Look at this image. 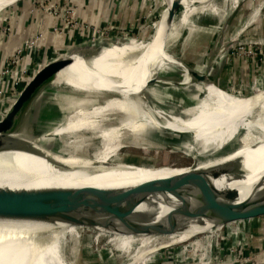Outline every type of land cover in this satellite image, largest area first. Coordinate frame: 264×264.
Masks as SVG:
<instances>
[{
  "label": "bare ground",
  "instance_id": "obj_1",
  "mask_svg": "<svg viewBox=\"0 0 264 264\" xmlns=\"http://www.w3.org/2000/svg\"><path fill=\"white\" fill-rule=\"evenodd\" d=\"M18 1L21 0H0V12ZM207 1L209 0H170L167 3L170 9L175 4H178V8L181 5L185 6L186 2L188 8H193ZM166 15L167 13H163L160 16L152 41L122 38L95 41L94 44L82 48L80 52H72L64 64L49 69L50 75L85 80L86 83L73 82L72 85L77 89L91 91L99 88L122 95L121 98L110 97L103 101L112 103L105 112L102 108L94 115L95 124L88 126V130L80 124L88 110L85 109L75 111L66 118L63 125H58L56 129L44 135L45 138H54L74 136L80 132L97 134L101 148L91 156L62 153L57 155L50 148L41 147L26 137L29 144L21 143L16 147L0 150L1 187L13 189L77 187L79 199L100 214L103 213L106 219L123 226L138 223L145 225L150 217L159 214L160 218L169 210L165 204L171 199L167 193L171 189L173 179L178 177L179 180L193 169L201 170L225 161L243 158L246 166L234 181L222 177L216 182L219 191L234 194L240 200L264 197V107L253 105L248 100L207 84L197 85L195 88H201L205 92L204 99L196 101L193 107H186V110L180 113L182 115H177L160 107L162 105L155 91L141 92L150 79L161 74L164 63L169 61L179 66L178 61L171 59L163 50ZM180 68L184 73L183 77H186V70ZM168 84L163 88L168 89ZM47 92L45 89L28 99H16L6 114V120L29 122L39 101ZM196 97L194 94L193 98L197 99ZM54 98L55 103L65 101L77 105L82 104V99H85L84 104L94 106L100 97L98 94L56 91ZM250 99L264 100V94ZM113 114L124 115L126 119L116 121L111 117ZM240 129L244 130V134L239 139V147H235L238 150L234 151L236 153H229L223 158L197 161L192 167L161 166L156 169L148 166L150 169H146L147 166L136 168L129 163L113 161L120 148L119 135L122 134V130L131 134L133 144L139 143V136L152 134L165 145L185 150L190 156L195 153L204 157L231 144ZM177 134H191L192 143L175 144ZM88 141V138H74L70 145L80 148ZM254 144L256 146L252 149ZM51 157L56 165L48 164L46 158ZM126 188L135 189L145 198L138 201L134 194L129 193L118 197L110 204L100 206L93 198V195L103 196V192ZM216 209L224 220L232 211L224 206H217ZM129 214H131L129 220L132 217L133 220H130V225H126L119 217ZM4 215L7 220L0 223V264H64L59 257L58 245L62 235H67L68 227L55 231L41 223ZM214 226L216 227L213 222L205 223L198 231L204 233ZM192 233H181L153 244L150 238L142 237L139 239V252L128 264H143L159 247L185 242ZM122 237L129 245L135 241L134 237Z\"/></svg>",
  "mask_w": 264,
  "mask_h": 264
},
{
  "label": "rangeland",
  "instance_id": "obj_2",
  "mask_svg": "<svg viewBox=\"0 0 264 264\" xmlns=\"http://www.w3.org/2000/svg\"><path fill=\"white\" fill-rule=\"evenodd\" d=\"M162 1L165 5L164 13H167V2H170V0ZM235 1L236 0H209L204 4L197 5L193 8H188L187 2L185 6L181 5L175 14V22L173 25L177 34L176 39L175 42L170 45V51L174 56L181 62H183L181 60L183 57L185 62H188L190 65L194 67L199 66L200 63H198V61L200 59L202 60V57L209 52L212 44L215 42L222 29H224L222 42L235 40V49L244 55L264 56V41L260 37V35L264 33V0ZM141 5V16L138 25L133 28L125 27L122 34L115 38L141 40L145 42L154 39L155 26L160 18V6H158V4L155 5L151 0H141ZM0 13H2V11ZM107 28L102 30L103 32L101 33V36L96 39L97 41L110 39ZM3 33H5V31H3ZM170 72L174 75L181 74L180 68L177 66H173ZM173 80L176 82L175 79H170L171 82H173ZM167 86L169 87L168 89H164L163 87L155 88L154 90H151V92H156L157 98L162 105L160 107L164 111L177 115L185 111L186 107H193L196 101L204 99V95H206L201 88L187 92L189 90H187L185 86H175L172 85V83H169ZM53 92L54 91L49 90L42 97L31 117V120L34 118L37 120L35 123V129L41 130L39 131V134L36 135L38 140L31 137L29 138L32 141L36 140L35 142L44 148H50L49 144L52 143L54 150L62 154L91 156L98 152L101 148V141L98 139L97 134L80 132L74 136L65 135L56 136L54 138H45L44 135L53 130L49 127L53 124L55 125V122L56 125H63L69 115H72L75 111L85 109L88 110L84 113L82 123L80 124L85 126V129L88 130V126L91 127L95 124L94 115L99 113L102 108H104L103 112H105L110 107L112 101H103L111 96L98 95L100 98L96 101L97 104L94 106L84 104V102H86L85 99H82V104L77 105L65 101H57L55 103L54 97L56 96V91L55 94H53ZM58 92L76 93L65 89L58 90ZM194 94L197 95V99L193 98ZM229 94L243 100H248L253 105L264 107V100L250 99L254 98L256 95L264 94V89L249 93L248 95H242L241 93ZM250 95L253 96L249 97ZM111 117L116 119V121L126 119L125 116L121 114H113ZM111 117L110 119H112ZM37 122L39 124H37ZM43 125L46 126V129H44L45 127ZM121 133L122 134L119 135V142L121 143L120 148L117 150V154L113 161L129 163L137 166H153L157 169V167L161 166L191 167L193 165L192 158L194 156H197L198 161H206L226 155L239 145V139L244 134V130L240 129L232 143L226 145L224 149L204 157L195 153L190 156L185 150L182 151L179 148H174L172 145H165L152 134H143L139 136V143L133 144V139L129 132L122 130ZM74 138H88L89 141L79 148L70 145V141ZM174 143L177 145H181V143L182 145L191 144L192 136L191 134H177ZM144 145H148V147H145ZM1 215L0 223H5L7 218L4 214H0V216ZM252 219L253 217L248 220ZM241 221L247 220H239L236 221V223L229 225L231 226L230 228H233L232 231L236 233V236H238L237 239H240L238 232L242 230ZM221 229L222 228L215 230L209 229L208 232L206 231V233L197 235L185 242L159 247L154 253L149 255L143 264H149L159 255H173L178 249L183 251V248L187 246H189L190 249L188 248L183 259L185 261L188 260L190 264H199L196 262V255L199 253L200 257H204V260L200 262V264H205L204 262H207L206 257L210 253L209 240L212 239L214 244L216 232ZM155 240L156 239H151V244L155 243ZM111 241L113 245L107 237H98L94 232L86 230L76 231L74 228L68 227L67 235H62L59 239V257L64 264H128L140 250V248H137V245H134L133 247L132 245H129L123 237H115L114 240ZM196 243L200 244V252L198 250L199 247L197 250H194L196 248ZM165 244H167V241ZM238 258L239 257L237 256L236 259Z\"/></svg>",
  "mask_w": 264,
  "mask_h": 264
},
{
  "label": "water",
  "instance_id": "obj_3",
  "mask_svg": "<svg viewBox=\"0 0 264 264\" xmlns=\"http://www.w3.org/2000/svg\"><path fill=\"white\" fill-rule=\"evenodd\" d=\"M151 2L160 6L159 17L163 15L165 11L163 1L151 0ZM177 10L178 4L173 5L171 9H167L163 50L171 59L178 61L179 66L186 70L187 76L183 77L184 73L182 72L180 75L172 74L170 72L171 68L177 65H173L168 61L164 63L161 74L158 77L150 79L141 92H149V90H154L155 88H162L168 83H172V85L175 86H185V88L189 90L187 92L193 91L197 85L211 84L215 86L214 82L208 76V71L216 63L217 59L228 52L236 43L235 40L222 42V35L224 32V29H222L207 54L206 66L203 71L199 72L187 66L177 59L170 51V45L175 42L177 35L175 28H173L175 22L174 14H176L175 12H177ZM94 43L95 41L91 42L89 45ZM85 46L78 47L64 55L56 57L46 65L40 67L31 76L17 83L7 94L0 103V150H7L21 143L29 144L26 137L38 140L36 135L41 131L35 129V123L37 121L35 118L29 122L23 123L6 120V114L16 99H28L30 96L45 89H47V91L65 89L80 94H98L121 98L122 95L117 92L99 88L91 91L82 90L72 85L73 82L86 83L84 82L85 80L75 77L61 78L49 74V69L51 67L64 64L67 61V57H69L72 52H80ZM179 66L177 67L180 68ZM170 79H175L176 82H171ZM252 96L253 95H250L249 97ZM37 124L39 123L37 122ZM43 126L45 127L44 129H46V126ZM57 126L58 124L56 125L55 122V125L53 124L47 127L56 129ZM255 146V144L252 145V149ZM49 147L51 150L55 151L52 143L49 144ZM234 151L237 152L238 150L234 149L229 153H233ZM56 153L60 155L59 152ZM229 153L219 158L226 157ZM46 160L50 165L57 164L52 157L46 158ZM192 160L193 164L197 162V156H194ZM129 165L139 168L137 165ZM245 166L246 163L243 158H236L205 169H193L179 180L178 177H176L173 179L171 189L168 191L169 193H167L171 196V199L165 204L169 210L160 218L159 214L152 216V218L150 217L145 225H140L138 223L137 225L123 226L106 219L103 213L100 214L95 208L89 207L85 201L79 199V188L77 187L13 189L0 186V214L11 215L26 221L41 223L53 228L51 230L55 231L67 227L74 228L76 231H91L96 233L98 237L109 238L110 243L115 237H134L135 241L132 243V247L137 245V248L140 246L139 239L142 237L156 239L155 241L158 243L181 233L193 232L188 237L191 239L202 234L198 231V228L205 223L213 222L216 227L214 226L211 230H215L236 223V221L239 220L246 219L249 221L248 219L252 217L256 219L264 216V197L245 198L240 200L239 197L234 194L220 192L216 185V182L222 177L234 181ZM146 169L150 168L147 166ZM135 192V189H115L113 191L103 192V196L93 195V198L97 201L96 204L98 206L110 204L118 197L129 193L134 194L135 199L138 201L145 198L140 192ZM217 206H224L232 209L226 220L221 218V214L216 209ZM130 215L131 214L119 217L121 219L120 221L126 225H130L133 220V217L130 219L131 221L129 220ZM216 221L218 223H216ZM115 249L117 250L116 247Z\"/></svg>",
  "mask_w": 264,
  "mask_h": 264
},
{
  "label": "crops",
  "instance_id": "obj_4",
  "mask_svg": "<svg viewBox=\"0 0 264 264\" xmlns=\"http://www.w3.org/2000/svg\"><path fill=\"white\" fill-rule=\"evenodd\" d=\"M141 7V0H21L3 10L0 70L9 69V74L0 76L2 98L22 78L31 76L56 57L96 41L107 27H110L108 40L122 34L125 27H136ZM260 37L264 41V33ZM30 42L34 44L28 46ZM207 54L195 67L185 62L182 55L181 60L202 72ZM208 76L217 88L228 93L248 95L263 90L264 56L244 55L233 45L217 59ZM230 227L216 232L214 244L209 240V250L220 257L219 264H237V253L249 258L248 264H264V254H259L264 250V217L242 222L240 239ZM176 251L173 255H159L149 264H190L183 259L182 250Z\"/></svg>",
  "mask_w": 264,
  "mask_h": 264
},
{
  "label": "built area",
  "instance_id": "obj_5",
  "mask_svg": "<svg viewBox=\"0 0 264 264\" xmlns=\"http://www.w3.org/2000/svg\"><path fill=\"white\" fill-rule=\"evenodd\" d=\"M33 44H34L33 42H30V43H28V46H32ZM260 52H261V51H260ZM8 74H9V69H2V70H0V76L8 75ZM22 80H23V78H22ZM2 94H3V91L0 90V99L2 98ZM5 97H6V96H5ZM5 97H4V98H5ZM2 99H3V98H2ZM0 101H1V100H0ZM198 247H199V248H198ZM188 248L190 249L189 246L183 248L184 254H186ZM197 248H198V250H199V252H200L201 247H200V244H199V243H198V244L196 243V248H195L194 250H197ZM259 254H264V250H261V251L259 252ZM240 255H241V254L239 253V255H238L239 258L236 259V263H237V264H248V263L250 262V259H249V258H246V257L243 258V256L241 257ZM193 258H194V257H193ZM193 258H192V260H193ZM203 260H204V257H200V254L198 253V255H196V262L200 264V262H202ZM206 260H207V262H204L205 264H219V263H220V257L211 254V252H210V253L208 254V256L206 257Z\"/></svg>",
  "mask_w": 264,
  "mask_h": 264
}]
</instances>
